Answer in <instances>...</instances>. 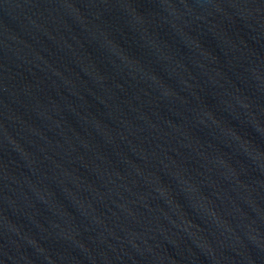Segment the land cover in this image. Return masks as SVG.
<instances>
[{
    "label": "water",
    "instance_id": "95a60500",
    "mask_svg": "<svg viewBox=\"0 0 264 264\" xmlns=\"http://www.w3.org/2000/svg\"><path fill=\"white\" fill-rule=\"evenodd\" d=\"M0 264H264V0H0Z\"/></svg>",
    "mask_w": 264,
    "mask_h": 264
}]
</instances>
